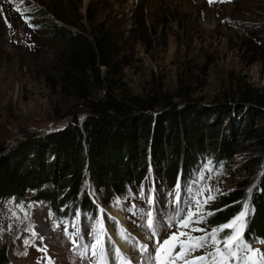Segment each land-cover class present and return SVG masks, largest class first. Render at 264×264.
Returning <instances> with one entry per match:
<instances>
[{"label": "rangeland", "instance_id": "rangeland-1", "mask_svg": "<svg viewBox=\"0 0 264 264\" xmlns=\"http://www.w3.org/2000/svg\"><path fill=\"white\" fill-rule=\"evenodd\" d=\"M40 1L55 7L71 30L90 33L94 25L104 21L119 48L121 70H111L110 76L119 93L158 98L169 95L182 106L211 110L219 103H237L241 90L255 88L264 93V0ZM44 10L38 0H0V151L29 137L40 141L75 116L81 121L91 112L84 101L62 90L54 65L58 51L68 43L52 29L53 24H46L58 18L52 13L43 16ZM101 69L105 75L107 70L104 66ZM251 109L249 106L247 111ZM162 111L160 104L153 111L154 117ZM233 122L236 129L242 120L238 117ZM227 123L226 119L223 127ZM235 129L232 133L238 132ZM241 144L231 158L227 157L224 168L215 169L206 156H198L199 163L189 178L200 184L195 201L201 204L197 210L194 203L191 209L197 215L191 219L202 214L207 197L215 200L245 177L243 164L253 154ZM155 149L152 145L149 148V172L143 188L137 191L144 194L137 198L142 212L149 202L157 213L166 208L165 161L160 148L156 153ZM46 158L49 161L51 156L46 153ZM197 172L202 173L203 181ZM90 183L88 188L100 198ZM33 195L27 192L28 197ZM41 201L44 213L37 207ZM41 201L32 198L0 204V240L7 242L13 264H44L46 255L52 253L51 246L59 250L57 241L68 252L61 230L55 228L60 219L48 200ZM119 203L117 215L133 224L130 204ZM69 210L71 207L66 208ZM134 226L140 228L137 223ZM45 231L49 233L43 234ZM255 247L256 257H261L264 249Z\"/></svg>", "mask_w": 264, "mask_h": 264}, {"label": "trees", "instance_id": "trees-1", "mask_svg": "<svg viewBox=\"0 0 264 264\" xmlns=\"http://www.w3.org/2000/svg\"><path fill=\"white\" fill-rule=\"evenodd\" d=\"M38 2L46 8L43 16L52 13L58 18L46 24H53L52 29L68 43L58 51L54 65L62 90L84 101L91 112L81 121L75 116L40 141L29 137L0 151V204L6 200H48L56 219L69 220L76 217L77 210L84 214L97 210L88 193L89 181L107 204L116 197L135 195L149 172L151 145L155 153L160 148L164 182L167 189H173L180 177L186 179L194 172L198 156H206L215 169L224 168L227 157L231 158L241 142L253 154L243 164L245 177L204 203L202 214L193 218L185 232L220 229L244 212L243 219L219 231L217 239L237 228L245 242L264 239V93L255 88L241 90L237 103H219L214 110L182 106L169 95L119 93L110 79L111 70H121L119 48L104 21L90 33L71 30L55 7ZM88 18L91 20L90 15ZM160 104L163 111L155 118L153 111ZM249 106L252 109L247 111ZM238 117L242 123L235 129L233 120ZM226 119L229 124L223 127ZM234 129L238 132L232 133ZM44 149L51 156L49 161ZM28 191L33 197L27 196ZM67 207L71 210L66 211ZM7 248V242L0 240V264H13Z\"/></svg>", "mask_w": 264, "mask_h": 264}, {"label": "snow or ice", "instance_id": "snow-or-ice-1", "mask_svg": "<svg viewBox=\"0 0 264 264\" xmlns=\"http://www.w3.org/2000/svg\"><path fill=\"white\" fill-rule=\"evenodd\" d=\"M202 191L203 190H201V192ZM211 199H214V197L211 196L207 197L204 203H207V200H211ZM178 202H179V197H177V203ZM195 203L197 210H199L201 202L199 200H196ZM194 215H197V213L193 212L192 209L189 208L186 216L178 221V227L180 228L187 227L189 224L193 222L191 218ZM244 215L245 213L241 212L240 215L236 217V220L232 222V224L223 225L220 229H213L208 239L201 237L195 239V241L192 242L193 238L188 236L187 241L180 240V237L188 235L187 233L184 232L172 233L167 239H164L162 242L159 239H157L156 255L153 258L154 264H174L175 259L182 258L197 248L205 247L206 244L208 243V240H211V243L214 246L215 251L209 252L203 256L196 257L192 261H186V264H197V262L208 261L209 258H211V264H230L232 258L243 260L245 264H252L251 257L253 255H256L258 253V250L250 249L247 244L242 243V241L240 240L239 228L235 229V231L230 235H227L222 239H217V233L219 231H223L224 228H231L237 220H242ZM147 216H148L147 224L150 228H152L153 227L152 214L148 213ZM172 219H176V218L173 217ZM196 222L198 223L199 221ZM193 231H202V230L193 229ZM153 235H155V232H153ZM97 242L99 243V241ZM169 245L172 246L171 248L172 251H174L175 247L178 245L180 248V252L176 253L175 257H169L167 260H163L161 259V253L165 251L166 246ZM241 253H244V255H241ZM225 257L227 259H225ZM261 258L264 259V254H261Z\"/></svg>", "mask_w": 264, "mask_h": 264}, {"label": "bare ground", "instance_id": "bare-ground-1", "mask_svg": "<svg viewBox=\"0 0 264 264\" xmlns=\"http://www.w3.org/2000/svg\"><path fill=\"white\" fill-rule=\"evenodd\" d=\"M39 212H43V213H44V210H43V209H42V210L40 209ZM43 213H42V214H43ZM47 233H49V232H46V231L43 232V234H47ZM23 264H24V263H23ZM26 264H27V263H26ZM32 264H33V263H32Z\"/></svg>", "mask_w": 264, "mask_h": 264}]
</instances>
